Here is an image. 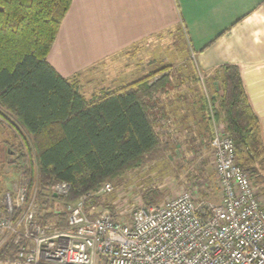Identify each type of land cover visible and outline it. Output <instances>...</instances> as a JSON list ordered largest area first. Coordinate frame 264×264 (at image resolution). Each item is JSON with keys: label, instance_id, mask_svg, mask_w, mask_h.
I'll list each match as a JSON object with an SVG mask.
<instances>
[{"label": "trees", "instance_id": "1", "mask_svg": "<svg viewBox=\"0 0 264 264\" xmlns=\"http://www.w3.org/2000/svg\"><path fill=\"white\" fill-rule=\"evenodd\" d=\"M70 1L0 0V116L23 129L33 146L43 223L52 219L51 183H69L70 193L60 200L73 201L140 166L160 147L151 119L157 102L151 104V95L163 90L171 76L152 80L165 71L158 70L85 96L76 79L62 77L47 61ZM219 77V109L234 143L235 160L253 180L254 168L264 164L258 121L237 68L225 65ZM205 102L201 96L200 110L210 125ZM25 156L23 150L15 156L14 170L32 179L34 162ZM144 201L150 203L146 197ZM89 202L100 205L98 197Z\"/></svg>", "mask_w": 264, "mask_h": 264}, {"label": "built area", "instance_id": "2", "mask_svg": "<svg viewBox=\"0 0 264 264\" xmlns=\"http://www.w3.org/2000/svg\"><path fill=\"white\" fill-rule=\"evenodd\" d=\"M208 117L218 201L197 200L186 191L119 211L89 202L111 193V183L65 201L60 199L71 186L59 181L50 185L55 206L43 223L41 203L20 171L3 197L0 264H264L263 198L236 163L226 123L215 119L211 107Z\"/></svg>", "mask_w": 264, "mask_h": 264}, {"label": "crops", "instance_id": "3", "mask_svg": "<svg viewBox=\"0 0 264 264\" xmlns=\"http://www.w3.org/2000/svg\"><path fill=\"white\" fill-rule=\"evenodd\" d=\"M173 28L183 31L194 67L207 77L220 122V70L225 65L237 68L264 151V0H71L47 61L62 77L76 79L89 97L93 92L86 94L82 83L97 82L101 75L105 79L119 59L126 61L125 82L135 81V70L145 67L143 52ZM150 60L143 74L150 72ZM178 95L157 102L151 119L159 136L193 131L204 137L201 123L206 126L208 121L200 110L201 99L195 92ZM160 112L171 118L170 126L161 124L165 118Z\"/></svg>", "mask_w": 264, "mask_h": 264}, {"label": "rangeland", "instance_id": "4", "mask_svg": "<svg viewBox=\"0 0 264 264\" xmlns=\"http://www.w3.org/2000/svg\"><path fill=\"white\" fill-rule=\"evenodd\" d=\"M150 46L152 47L145 50L141 58L145 67L135 70V80L163 69L165 71L152 77V80L162 74L171 75L170 83L163 90L152 93L151 104L163 99L173 101L176 97H180L178 94L186 93L187 96H191L195 92L197 99L203 96L207 109L211 107L214 112L208 79L194 67L183 31L173 28L161 38L160 42ZM164 52H166L165 56ZM148 58H151L150 72L143 74L144 70H148L146 67ZM141 59L136 58L135 61L137 63L140 61L142 65ZM117 62L119 64L113 69L110 68V73L105 75V79L102 80L104 75H101L97 82L92 79L90 82L82 83L86 94L97 91V87L102 85L114 83L117 86L126 83L127 75L123 72L126 61L119 59ZM155 108L156 106L152 109L153 112ZM159 115L172 123L166 113L160 112ZM215 119L217 120V117ZM222 119L225 122L224 114ZM207 123L206 126L201 123V128H205L201 134L205 138L196 137L193 131L182 134L178 131L173 134L160 133V147L150 152L140 166L128 169L121 175L108 180L113 185V191L98 197L100 207L113 209V206H116L120 207L118 209L120 211L129 210L131 206H137V204L156 205L186 191H191L197 200L208 198L214 202L218 201L219 190L215 181L213 153L209 147V121ZM28 139L23 129L20 131L19 127L0 116V217L4 211L3 197L12 188L19 173L16 169L14 170V158L21 156L22 150L26 159H32L34 162V176L30 179L29 191L30 194L38 197L35 151ZM254 170L257 175L252 181L258 194L263 198L264 206V164L258 165ZM144 197L150 202L149 204L144 201ZM52 206H55L54 203L51 204V208Z\"/></svg>", "mask_w": 264, "mask_h": 264}]
</instances>
